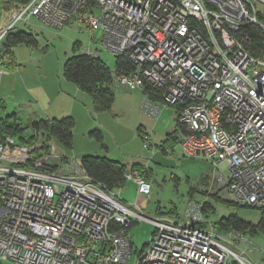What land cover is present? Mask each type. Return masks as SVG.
I'll list each match as a JSON object with an SVG mask.
<instances>
[{
	"label": "built area",
	"instance_id": "1",
	"mask_svg": "<svg viewBox=\"0 0 264 264\" xmlns=\"http://www.w3.org/2000/svg\"><path fill=\"white\" fill-rule=\"evenodd\" d=\"M32 18L58 30L74 23L91 39L100 30L103 48L133 67L115 88L142 90L148 116L173 108L185 156L212 165L239 205L264 207V54L249 52L247 31L258 27L264 41V0H30L11 10L0 47ZM9 61L0 52V75ZM15 142L11 134L0 141V261L253 264L248 237L209 228L202 204L190 201L179 219L150 218L96 183L75 156ZM125 179L150 193L146 177ZM147 221L151 239L135 248L130 227Z\"/></svg>",
	"mask_w": 264,
	"mask_h": 264
},
{
	"label": "rangeland",
	"instance_id": "2",
	"mask_svg": "<svg viewBox=\"0 0 264 264\" xmlns=\"http://www.w3.org/2000/svg\"><path fill=\"white\" fill-rule=\"evenodd\" d=\"M5 1L0 0V26L7 19ZM21 26L23 24L19 23L13 32L19 31ZM26 29L25 32L33 35L34 40L18 43L8 53L9 59L12 55L15 65L21 68L7 66L10 72L0 81V121L14 113L16 121L12 115L9 122H17L23 128L21 134L13 135L16 144L36 147L33 136L43 141L44 132L38 134L35 131L32 127L34 121L71 117L75 121L72 149L65 148L51 137L50 152L74 155L79 161L88 155L111 158L126 164V172L146 177L151 184L149 194L139 193L138 185L132 181H126L117 191L129 205L142 210L144 216L179 219L189 204L190 188L193 187L198 191L194 199L199 202L206 200L213 207L210 213L207 212L208 217L205 216L209 228L215 229L221 219L235 214L246 222L258 223L260 211L224 202H234L233 196L206 160L185 156L179 145L173 151V148H168L166 153L163 151L161 147L166 134L176 129L173 108H165L158 119L152 118L142 109L145 96L142 90L114 87L112 110L98 112L92 97L65 77L67 60L87 49L96 51L112 71L116 69L117 57L101 45L100 30H96L91 39L90 33L83 28L58 30L36 18L30 20ZM139 129H142L141 134ZM98 130L102 133V141L95 133ZM134 164H139L143 172L132 169ZM222 171L226 177L229 176L228 168ZM213 194H219L224 201L217 202L212 198ZM172 211L174 213L170 214ZM153 231L154 227L148 221L134 223L129 233L135 248H144ZM247 237L253 245V251L248 252L250 260L253 264H264V234ZM238 245L245 248L241 243ZM1 264L14 263L4 260Z\"/></svg>",
	"mask_w": 264,
	"mask_h": 264
},
{
	"label": "trees",
	"instance_id": "3",
	"mask_svg": "<svg viewBox=\"0 0 264 264\" xmlns=\"http://www.w3.org/2000/svg\"><path fill=\"white\" fill-rule=\"evenodd\" d=\"M30 0H6L5 8H19ZM248 34L251 35L252 40L249 46V52L254 56H261L264 54V41L261 31L256 26H249L247 29ZM28 32L16 31L11 32L6 38L3 45L0 47V52H3L4 55H8L10 53L11 48L17 46L18 43L33 41L34 38ZM11 56V55H10ZM117 66L114 71H112L104 62L101 61L100 56L91 55L88 53H80L74 55L72 58H69L65 63L64 75L65 77L75 83L76 86L80 88V90L87 92L93 99V105L98 112H107L111 111L113 108V104L115 102V80L121 73H129L133 69L132 65L129 61H126L124 57L117 56ZM11 64V63H10ZM8 64H6L7 66ZM9 67V66H8ZM147 93L153 96L154 99H160V95L156 93L153 89H147ZM1 108V101H0ZM13 115V116H12ZM14 117L16 121L15 114L9 115L8 119H1L0 121V141L3 140L7 135L12 134H21L23 131L21 124L17 122L12 123L9 122V118ZM177 121V120H176ZM177 124L176 131L169 134L164 144L162 145V149L164 152L168 148H172L174 144L178 143V132L180 130V126ZM75 121L71 117H64V119H42L39 121L32 122V127L39 134L40 132H44V139L41 141L37 139L36 136L32 138L35 139L36 142H39L41 146L38 148V151L44 153L49 152L51 149V142L49 139L56 138L65 148L72 149L74 145V128ZM97 133L98 140L102 141V133L100 130L95 131ZM139 133H142V129H139ZM94 134V132H93ZM28 141L27 139H21ZM80 162L82 163L83 169L86 174L90 175L92 179L105 187L108 191L117 190L123 187L126 182L125 175L127 171V166L123 162H119L114 159H109L107 157L88 155L84 156ZM132 169H137L143 172V168L139 164H134ZM206 180L204 179L203 183L206 185ZM197 189L191 187L188 201L196 202L202 204L203 213L206 217H208L207 212H211L213 207L206 202V200H201V202L194 199L195 194L197 193ZM203 193V188L201 190ZM212 198L214 200L222 201L219 194H213ZM224 201V200H223ZM222 201V202H223ZM229 205H237L240 207H250L255 210L260 211L261 217L258 220V223L246 222L238 217L236 214L231 215L229 217H224L221 219L215 229L221 234H228L229 231H237L243 235H251L257 236L258 234H264V207L254 208L252 206H242L238 203L224 201ZM174 213L173 211L170 213ZM169 214V215H170ZM1 264V261H0Z\"/></svg>",
	"mask_w": 264,
	"mask_h": 264
},
{
	"label": "crops",
	"instance_id": "4",
	"mask_svg": "<svg viewBox=\"0 0 264 264\" xmlns=\"http://www.w3.org/2000/svg\"><path fill=\"white\" fill-rule=\"evenodd\" d=\"M11 8L9 9V8H5V11H7V13H5L6 15H7V19H6V21L4 22V25H1L0 26V28H3V27H5V25H7L9 22V18H10V13H11ZM29 25V23H27V24H23V26H21L20 28H19V31H23V32H25V30H27L26 28H27V26ZM66 27H71V28H79L77 25H75L74 23H72L71 25H69V26H66ZM13 59V60H12ZM11 63V64H10ZM8 65L7 66H9V68L12 66V67H20L21 68V66H17V65H15L16 63H14V58H13V56L11 55V58H10V61L7 63ZM10 72V71H9ZM9 72L7 73V74H4V75H0V81H2V77H4V76H7L8 74H9ZM78 87V86H77ZM76 92H77V90H75ZM2 93H1V89H0V96H2L1 95ZM1 98V97H0ZM174 110V109H173ZM174 115L176 116V120H177V115H176V111L174 110ZM151 117V116H150ZM153 118V117H152ZM154 118H159V117H154ZM177 124H176V129H177ZM176 129L175 130H172L171 132H169V133H167L166 134V138H165V140L168 138L167 136L169 135V134H171L172 132H174V131H176ZM145 132L147 133V130H145ZM177 145H179V143H176V144H174V146L172 147L173 149H172V151L173 150H175L176 148V146ZM180 146V145H179ZM181 148V147H180ZM168 150V149H167ZM167 150H166V152H167ZM182 151H183V149H182ZM165 152V153H166ZM183 154H184V152H183ZM62 155V154H61ZM185 155V154H184ZM63 157H71V156H74V155H66V156H64V155H62ZM119 162H121V161H119ZM116 191H118V189L116 190ZM119 193V192H118ZM119 195H120V193H119ZM121 196V195H120ZM122 198V197H121ZM125 203H127L124 199H122ZM128 204V203H127ZM129 205V204H128Z\"/></svg>",
	"mask_w": 264,
	"mask_h": 264
}]
</instances>
